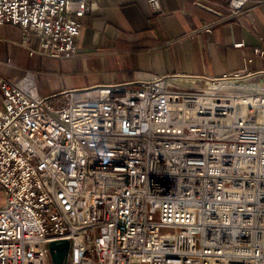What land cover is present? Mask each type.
I'll list each match as a JSON object with an SVG mask.
<instances>
[{
  "label": "built area",
  "instance_id": "obj_1",
  "mask_svg": "<svg viewBox=\"0 0 264 264\" xmlns=\"http://www.w3.org/2000/svg\"><path fill=\"white\" fill-rule=\"evenodd\" d=\"M95 4L0 0V25L73 57ZM263 75L157 74L51 96L31 74L0 75V264H264Z\"/></svg>",
  "mask_w": 264,
  "mask_h": 264
},
{
  "label": "crops",
  "instance_id": "obj_2",
  "mask_svg": "<svg viewBox=\"0 0 264 264\" xmlns=\"http://www.w3.org/2000/svg\"><path fill=\"white\" fill-rule=\"evenodd\" d=\"M79 21L77 53L68 58L43 54L39 36L25 38L19 25H0V74L16 80L32 70L39 93L51 96L157 74L216 77L264 67L254 53L264 46V0H247L239 13L231 0H162L160 11L149 0H96Z\"/></svg>",
  "mask_w": 264,
  "mask_h": 264
},
{
  "label": "rangeland",
  "instance_id": "obj_3",
  "mask_svg": "<svg viewBox=\"0 0 264 264\" xmlns=\"http://www.w3.org/2000/svg\"><path fill=\"white\" fill-rule=\"evenodd\" d=\"M26 74H31L32 76H34V73H33L32 70H27L26 73H25V75H26ZM0 75H2V74H0ZM25 75H24V77H25ZM2 76H3V75H2ZM24 77H22V78H24ZM34 78H35V76H34ZM20 79H21V78H20ZM262 79L264 80V75L255 78L254 81L257 83V82H259V81L261 80V82H262ZM1 107H4V105H3V98L0 99V108H1ZM6 197H7V196H6V194H5V191H4L3 189L0 188V204H4V203L6 202Z\"/></svg>",
  "mask_w": 264,
  "mask_h": 264
},
{
  "label": "water",
  "instance_id": "obj_4",
  "mask_svg": "<svg viewBox=\"0 0 264 264\" xmlns=\"http://www.w3.org/2000/svg\"><path fill=\"white\" fill-rule=\"evenodd\" d=\"M53 248V247H52Z\"/></svg>",
  "mask_w": 264,
  "mask_h": 264
}]
</instances>
